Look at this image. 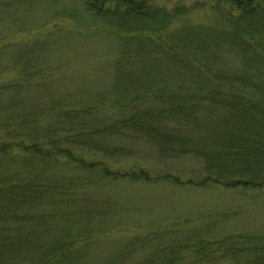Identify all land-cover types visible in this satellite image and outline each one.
Returning a JSON list of instances; mask_svg holds the SVG:
<instances>
[{
  "label": "trees",
  "instance_id": "16d2710c",
  "mask_svg": "<svg viewBox=\"0 0 264 264\" xmlns=\"http://www.w3.org/2000/svg\"><path fill=\"white\" fill-rule=\"evenodd\" d=\"M81 1L120 42L113 80L47 93L31 54L2 85L0 264H264V233L178 237V224L100 254L96 239L113 229L100 220L111 199L98 207L78 192L124 180L264 188V0ZM203 8L216 21L193 22ZM49 43L39 40L38 54ZM139 141L165 160L195 156L203 168L184 178L177 168L113 164Z\"/></svg>",
  "mask_w": 264,
  "mask_h": 264
},
{
  "label": "rangeland",
  "instance_id": "374dc122",
  "mask_svg": "<svg viewBox=\"0 0 264 264\" xmlns=\"http://www.w3.org/2000/svg\"><path fill=\"white\" fill-rule=\"evenodd\" d=\"M85 6L81 0H0V44L12 43L7 52L0 47V106L9 100L2 85L22 73L27 55L37 56L43 65L42 74L48 78L44 89L47 93L81 88L99 90L112 83L113 62L120 42L114 33L104 29L107 24L92 16ZM210 11V8L195 11L192 21H216ZM39 40L50 42L41 54L35 49ZM140 75L153 80L164 76L158 71L131 74L136 79ZM158 157L146 142L139 141L135 152L117 164L112 163L120 168L131 165L155 170L177 168L184 178L203 168L202 161L195 156L174 160ZM155 181L97 183L78 190L90 205L100 207L103 204L100 198L111 199L100 220L113 229L96 239L95 249L100 254L114 251L134 233L146 234L175 224L178 225L174 234L178 237H187L198 230L208 239L264 233V188L199 187ZM90 197L94 198L92 202ZM97 219L94 216L93 220Z\"/></svg>",
  "mask_w": 264,
  "mask_h": 264
}]
</instances>
